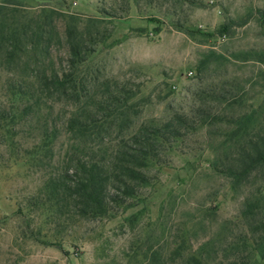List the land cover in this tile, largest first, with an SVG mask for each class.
Here are the masks:
<instances>
[{"label": "rangeland", "instance_id": "obj_1", "mask_svg": "<svg viewBox=\"0 0 264 264\" xmlns=\"http://www.w3.org/2000/svg\"><path fill=\"white\" fill-rule=\"evenodd\" d=\"M14 2L22 10L102 20L107 35L81 69L91 91L133 95L135 126L181 112L189 128L160 151L147 185L127 208L115 206L110 216L96 218L50 213L39 192L51 172L59 174L71 143L61 136L53 167L43 170L26 151L37 141L43 116L60 127L69 107L42 106L30 121L14 125L9 116L20 104H12L10 75L0 71V264H154L147 255L168 252L182 240L191 249L211 240L219 259L223 240L242 230L239 212L248 189L233 190L212 163L224 154L220 143L233 119L256 110L255 118L264 120V66L255 55L264 52V0H140L128 7L123 0ZM228 21L230 31L221 36ZM56 27L61 40L49 63L61 70L68 55L64 23L57 20ZM201 104H210L218 119L201 125ZM257 186H263L259 179Z\"/></svg>", "mask_w": 264, "mask_h": 264}, {"label": "trees", "instance_id": "obj_2", "mask_svg": "<svg viewBox=\"0 0 264 264\" xmlns=\"http://www.w3.org/2000/svg\"><path fill=\"white\" fill-rule=\"evenodd\" d=\"M123 1L128 7L130 1L138 4L140 0ZM186 2L176 0L177 5ZM57 20L64 23L68 53L61 70L49 63L51 49L61 40ZM101 23L99 18H80L50 8L22 10L13 0L0 4V71L10 75L7 94L12 104H20L9 122L17 125L30 121L41 113L42 106L48 110L52 104L65 102L69 107L60 127L50 126L43 116L37 141L26 151L33 165L43 170L53 167L54 150L61 136L71 143L59 174L51 172L39 192L40 204L50 213L96 218L110 216L115 206L127 208L138 195V188L147 185L148 171L157 165L160 151L189 128L187 114L181 112L159 123L135 126L130 114L133 95L124 98L108 90L100 94L91 91L81 69L107 35ZM232 23L223 24L218 33H228ZM175 28L186 32L179 23ZM255 55L264 66V52ZM200 108L201 125L209 117L218 119L210 114V104H201ZM255 116L256 110L247 117L233 119V126L220 143L224 154L212 163L233 190L248 189L239 212L242 230L223 240L219 259L211 240L197 249L188 248L182 240L168 252L152 251L146 258L149 262L264 264V120ZM112 132L117 134L114 138L110 137ZM257 179L263 186L254 187Z\"/></svg>", "mask_w": 264, "mask_h": 264}, {"label": "built area", "instance_id": "obj_3", "mask_svg": "<svg viewBox=\"0 0 264 264\" xmlns=\"http://www.w3.org/2000/svg\"><path fill=\"white\" fill-rule=\"evenodd\" d=\"M211 2L213 1V0H210Z\"/></svg>", "mask_w": 264, "mask_h": 264}]
</instances>
